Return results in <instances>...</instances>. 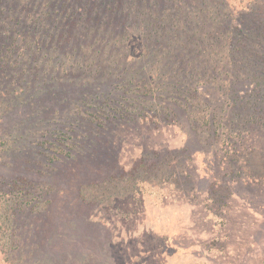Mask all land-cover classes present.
<instances>
[{
    "label": "rangeland",
    "instance_id": "1",
    "mask_svg": "<svg viewBox=\"0 0 264 264\" xmlns=\"http://www.w3.org/2000/svg\"><path fill=\"white\" fill-rule=\"evenodd\" d=\"M243 2L226 0L224 10ZM34 4L0 0V264H264V131H242V101L207 106L203 97L215 94L203 86L191 100L186 79L182 93L201 104L169 96L154 118L132 102L144 91L107 94L132 73L175 82L163 56L118 65L106 56L95 76L90 67L73 74L62 51L58 70H46L33 26L10 22L27 20ZM43 45L40 56L50 51ZM148 61L165 65L162 74ZM91 97L103 107L110 97L114 114L89 108Z\"/></svg>",
    "mask_w": 264,
    "mask_h": 264
},
{
    "label": "trees",
    "instance_id": "2",
    "mask_svg": "<svg viewBox=\"0 0 264 264\" xmlns=\"http://www.w3.org/2000/svg\"><path fill=\"white\" fill-rule=\"evenodd\" d=\"M36 1L39 6L34 4L31 7L27 20L20 22L11 16L10 22L15 21L23 28L33 26L38 57H45L49 62L44 64L46 70L51 66L53 73L58 70L61 64L58 59L63 58V54L70 65H74L73 74L90 67L95 68V76L101 75L99 71L103 63L97 64V59L101 62L106 56L107 64L112 62L114 65L121 61L119 58L135 57V54L140 58L156 57V62L160 60L159 56H163L162 64L167 57L170 62L167 67L172 70L163 75L170 74L175 82L158 83L157 78L132 73L122 85L111 81L107 94L110 96L119 88L144 91L140 99L132 102L137 101L142 111H153L156 118L157 114L168 111L169 96H178L181 107L201 104L190 102L187 94L182 93L183 87L188 86L184 80L188 79L192 82L191 100L204 96L200 94L203 86L205 91L215 94L212 98L210 94L203 97L209 101L207 106L212 103L233 108L242 101L239 105L243 111L240 118L244 126L242 131L252 126L264 131V0H247L243 8L232 13L224 10L226 0H164L163 4H148L144 0H55L53 5L61 3L58 11L50 10L54 0ZM4 32L8 39H12L7 29ZM25 34L26 40L30 38L29 32ZM41 44L49 46L48 54L43 52L44 55L40 56ZM62 51L61 55L59 52ZM189 58L192 59L187 62ZM154 64L155 61L146 63L153 69ZM165 67L157 66L151 72L162 74L160 71ZM114 74L118 72L103 79H114ZM84 84L90 90V82ZM156 92L160 94L157 97ZM100 94L105 92L100 91ZM105 99L103 107L95 104V97H91L88 106L105 113L109 111L112 116L115 109L108 106L114 102L110 97ZM84 108L87 109L86 103ZM127 112L126 119H134L131 115L134 112ZM144 114L146 117L136 116L140 120L150 117L149 113ZM214 124L224 132L228 131V127L217 119Z\"/></svg>",
    "mask_w": 264,
    "mask_h": 264
}]
</instances>
